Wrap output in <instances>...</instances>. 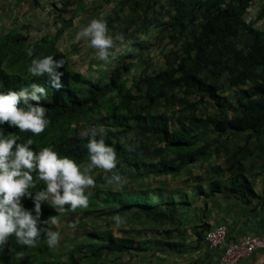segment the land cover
<instances>
[{"label":"trees","instance_id":"obj_1","mask_svg":"<svg viewBox=\"0 0 264 264\" xmlns=\"http://www.w3.org/2000/svg\"><path fill=\"white\" fill-rule=\"evenodd\" d=\"M154 2L119 0L118 9L122 12L141 7L147 14ZM252 2L170 0L173 11L169 25L172 31L183 32L184 40L179 51H170L172 58L164 68L143 75L138 82L131 81L141 92L139 95L133 94L126 83L124 75L131 63L123 61L104 85L65 66L57 69L61 73L59 88L54 87L47 76L31 77L27 73L33 58L52 55L54 60L62 59L65 63L56 42L72 26L73 14L57 15L59 26L51 36L30 40L16 31L2 34L0 91L18 92L33 83L44 87L46 96L38 103L46 108V118L50 121L39 136L19 132L6 122L3 130L19 136L21 143L31 137L34 151L51 147L81 165L88 161L87 140L79 137L80 131L73 123L89 122L104 111L107 123L103 127V137L117 154L113 172L124 179L179 176L195 159L215 156L222 157L224 164L207 169L208 180L195 186L198 196H202L203 210L209 199L217 194L241 199L248 193L254 196L249 177L256 178L259 169H264V28H256L254 20L247 22L243 17ZM65 8L63 13L67 11ZM28 49H32V57L27 55ZM228 88L239 89L234 101L222 95ZM176 91H181L182 95ZM191 95L195 98H189ZM163 103L174 105L175 109L170 113L161 111ZM19 106L24 105L21 102ZM208 107L212 111H207ZM126 133L132 136L128 145L118 136ZM100 135L97 134L98 139ZM237 135L242 136L241 143L236 141ZM43 187L40 181L30 191ZM89 193H85L89 197L87 208L65 212H79L77 222H82V215L101 209L95 219L119 215L130 225L166 223L165 229L142 238L105 236L104 231L85 230L83 239L76 241L77 246L66 258H61L55 248H48L43 239L36 246L27 247L10 238L0 251V264H136L155 253L165 252L170 246L168 239L174 233L186 232L183 222L186 212L182 213L183 207L178 205L186 201L176 200L172 193L166 201L143 191L104 196ZM22 203L28 209L33 207L30 198H22ZM41 213V221L60 214L44 204ZM208 229H204L203 224L191 226L197 240H201L202 233Z\"/></svg>","mask_w":264,"mask_h":264},{"label":"rangeland","instance_id":"obj_2","mask_svg":"<svg viewBox=\"0 0 264 264\" xmlns=\"http://www.w3.org/2000/svg\"><path fill=\"white\" fill-rule=\"evenodd\" d=\"M154 1L153 7L147 9L148 12L145 14L141 7H136L133 11L120 12L118 9L119 0H0V36L9 31L26 35L30 40L45 35L51 36L59 26L56 22L57 15L61 14L67 17L73 14L75 17L72 26L67 28L56 42V48L65 61V68L104 85L109 82L110 76L114 73L119 62L131 63L130 70L124 77L132 93L139 95L141 92L131 81L138 82L143 75L164 68L167 60L172 58L169 56L170 51H179L178 48L184 40V33L172 31L169 25L170 14L173 11L170 0ZM64 7L67 9L65 13H63ZM243 17L247 22L254 20V26L263 29L264 0H253ZM92 19L105 21L109 35L115 37L122 34L123 36V41H114V47L110 50L109 59L106 61H100L95 57L94 49L88 46L87 41L74 39L76 32ZM176 93L182 95L181 91H176ZM238 94L239 89L235 88L222 91V95L228 101H234ZM189 98L195 97L191 95ZM172 109H175L174 105L168 106L163 103L160 106L161 111L167 110L168 113ZM206 110L212 111V108L208 107ZM106 123L107 118L102 111L89 122L73 123V125L78 131L88 127L94 128L99 134V129L103 128ZM118 136L119 140L126 145L132 141L131 133L119 134ZM241 137V135H237L236 141L241 143ZM223 164L222 157L208 156L207 159L199 157L193 163L188 164L179 176L169 174L151 175L138 179L126 178L120 186L109 185L106 182V177L111 176L113 170L105 172L102 169H94L91 175L95 181V187L86 192H96L98 195L104 196L111 193L143 191L154 196H161L163 201H166L167 196L172 193L176 200L186 201L184 204L179 202L178 205L183 207L182 213H187L189 207L193 208L194 204L202 199V196H198L195 186L199 182L204 183V180H208L207 169ZM129 171L133 172L132 169ZM249 179L252 183L255 180L252 177ZM101 212L102 210L99 209L88 215H82V222H77L79 212L59 214L60 222L55 226V230L60 232V240L55 249L61 258H66L67 253L77 246L76 241L81 239L82 232L85 230L104 231L105 236L113 234L116 237L142 238L158 233V231L164 230L166 226V223L152 225L150 222L143 225H130L123 220L124 223L120 227H116L112 218L102 216L95 219ZM191 215L193 214L189 210L184 219ZM70 220L77 222L76 228L68 227V224L71 223ZM191 223L192 221H190V225ZM195 223L198 225L196 220ZM77 228L80 229L79 232H77ZM135 259L137 260L139 257ZM140 263L142 264L141 261ZM82 264L86 263L83 262Z\"/></svg>","mask_w":264,"mask_h":264},{"label":"clouds","instance_id":"obj_3","mask_svg":"<svg viewBox=\"0 0 264 264\" xmlns=\"http://www.w3.org/2000/svg\"><path fill=\"white\" fill-rule=\"evenodd\" d=\"M108 31L105 21L92 19L76 32L74 39L87 41L88 46L94 49L95 57L106 61L114 47V41H123L122 34L113 37ZM27 55L33 56L32 49H28ZM62 66L63 60H54L52 55L33 58L27 67V73L31 77L47 76L52 85L59 88L61 73L57 69ZM45 96V88L35 83L18 92L0 91V251H3L10 238L27 247H34L43 239L48 248H55L60 240V232L55 230V226L60 221L58 215L41 221L42 204L60 214L87 208L89 197L85 193L95 187L92 171L102 169L108 172L117 166L116 151L106 144L103 128L99 129V139L94 128L88 127L80 131L79 137L87 140L88 154L87 163L81 165L67 156H61L51 147L34 151L31 147L34 140L31 137L21 143L18 142L19 136L5 133L2 127L5 122L19 132H30L34 136L43 133L50 121L46 118V108L38 102ZM30 101L37 104L33 106ZM21 102L24 106H19ZM40 181L44 183V187L39 191H30ZM106 182L120 186L124 178L113 172L106 177ZM22 198H30L33 207L26 208ZM65 205L69 207L65 208ZM112 219L116 227L124 223L119 215ZM76 226L77 222L68 224L69 228L74 229Z\"/></svg>","mask_w":264,"mask_h":264},{"label":"crops","instance_id":"obj_4","mask_svg":"<svg viewBox=\"0 0 264 264\" xmlns=\"http://www.w3.org/2000/svg\"><path fill=\"white\" fill-rule=\"evenodd\" d=\"M259 171L252 185L254 196L248 193L241 199L217 194L209 199L204 210L203 200H198L193 208L189 207L193 215L187 216L183 221L186 232L174 233L168 239L172 248L169 246L165 252L146 257L141 260L142 264H220L222 248L208 247L203 241L197 240L191 232V226L196 225L195 220L198 224H203L204 229L223 225L230 240L260 232L264 226V169ZM173 245L178 247L173 248ZM237 264H264V248L256 249L250 255L242 257Z\"/></svg>","mask_w":264,"mask_h":264},{"label":"built area","instance_id":"obj_5","mask_svg":"<svg viewBox=\"0 0 264 264\" xmlns=\"http://www.w3.org/2000/svg\"><path fill=\"white\" fill-rule=\"evenodd\" d=\"M201 241L208 247L222 248L220 264H237L242 257L250 255L256 249L264 248V226L256 234H245L238 240H230L226 227L217 225L204 231Z\"/></svg>","mask_w":264,"mask_h":264}]
</instances>
